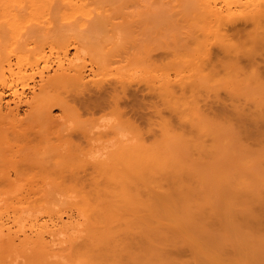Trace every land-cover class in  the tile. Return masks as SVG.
I'll return each instance as SVG.
<instances>
[{
  "label": "rangeland",
  "instance_id": "rangeland-1",
  "mask_svg": "<svg viewBox=\"0 0 264 264\" xmlns=\"http://www.w3.org/2000/svg\"><path fill=\"white\" fill-rule=\"evenodd\" d=\"M81 2L83 4H86L83 5L81 3L82 6H85L83 7L84 11L89 13L88 14L89 16H87L88 19H82L84 17H82L80 14L77 13L76 15H74V17L69 19L70 22L67 21L68 23L73 24L70 25L65 20H63L65 19L64 16L66 13V8L65 9L63 8L64 9L63 13L61 10H59V8H55L54 10H52V12H49L50 14L48 13V15H46L48 18L45 17L44 20L49 19L48 22H53V24L60 26L61 24L62 25L65 24L66 25L65 28H67L69 25L68 27L69 29L67 28L68 30H66L63 28L64 26L63 27L61 26L62 30L60 31L58 30L57 33L56 32L57 29L54 30L55 28L53 26V30H51V34L54 33V35L56 36L51 35L50 33H48L47 36V37L50 36L49 41H53L51 43L48 42L47 39L41 41L40 38L37 41H34L38 36H40L39 34L41 33H37L38 36H35L36 34H34L33 38L32 36L31 38H29V44H30V40L36 37L33 40L34 43L31 41L32 44L28 45L30 47L26 48V52L31 48V50L27 52L28 54L26 53V56L31 57L32 62L37 57H39L40 55L42 56L43 54V57L48 59V61L51 62V65L55 67V63L57 60L55 58H57V55H59L58 53L61 52L63 48L67 47L66 49H68L69 58L77 55V58L74 60V63L76 62L77 65L80 64L81 66H84V71L86 73L85 82L87 81L89 82L87 83L88 85L86 84L87 88L84 90L80 89L81 87L76 88V86H70L67 89L68 92H64L66 94L63 93L65 89L62 91V93L61 92L55 93L54 96L56 97L59 96L58 97L59 101L61 99V101L63 102L67 98L65 100L68 105L66 106L68 107L67 111H64V109H66L65 107L63 109V107H60L58 104L56 105V103H58L56 101V103H51L52 109L49 106L51 109V116L53 117L52 121L50 122L53 123L49 122L50 123L49 124L46 123L48 121L45 122V120H41L45 122V123L43 122L42 124L39 122L40 121L39 119L37 120V122H35L38 124V125L36 124L37 126L33 124L35 125V128L39 126L41 130V132L38 133V136H40L41 134V137H38V139L40 138V141L33 145H28L26 143L25 144L28 145V151H32V153H30L31 155L30 156L28 155L31 158L30 159L28 157L30 160L35 159L36 156L38 157V158L36 157L37 160L41 159L39 157H43L42 161L39 160L41 162L39 161L37 162L38 165L35 162L37 161L36 159L34 162H30L29 160H27L28 158L26 160L29 161V163H27L26 161L24 163L18 162L17 164L16 160L18 159L17 161H19V159L23 158V156L22 158H19L22 155L20 152H19L20 153L19 156L18 153H14V152H18V151H14L17 144L11 141L13 145L11 146V143L9 142L8 145L9 144L10 145L8 146L6 145V142L3 141L5 143L4 145L3 142L1 141L4 147L9 148V150L7 149L9 153L12 147L13 151L12 150L11 151L14 153V155L17 154L18 156L17 158L15 157L13 159L11 158L12 160L10 159L11 161L15 159L14 161L16 163L15 162L14 163L17 164L15 165L13 164V162L11 163V161L10 162L8 161L9 156L5 152L7 151L6 148L2 146L0 147V152L5 153L8 158L6 160L5 158L6 155L4 156V154H1L2 157H4L3 160H6V163L3 162V160L0 158V177L2 178L5 177L6 181L5 179H3L4 181L3 182L2 179H0L1 181L0 194L3 193L0 195V200L1 198H4V200L8 198L7 200L11 202L10 203L7 200L4 201L3 199H2L3 201L0 202V204H2L0 205V212L2 214L4 213V215L2 216V221L6 223L7 227L8 226L12 227L11 228L12 232L16 231L15 229L17 228L16 227L17 225L13 224L12 220H14L15 217L18 220L19 218L17 217L19 216V214H21L22 210L24 215L23 214L20 215L21 218L20 220L21 221L23 220V222H21L20 220H18V222L20 221L22 225H26L27 227V228L25 227L26 230L29 229L28 226H30V221H29L30 219L31 221L38 220L39 223L46 222V220L48 221L49 217L52 216L53 214L52 212L53 210H51L52 208L50 209V212H48V210L46 209H49L48 208L49 206L47 208H45L44 206L45 210L43 211L44 209L43 205L40 204L42 202L39 203L37 202V200L39 201V199H43L42 196L44 194L49 195L50 191H52L51 189H53L54 187V184L60 182L61 185L72 186L75 184V181L72 180V176L69 179V176L71 175L69 171H67L68 173H65L67 175L69 174L68 176L65 175V177L67 176L66 178L68 180L64 179V175L62 174L61 175L63 177H61V179L60 178L58 179L60 174L57 175L56 169L52 166V163L54 161L52 162L51 159H47V158L45 159V157L47 156L51 158L50 157L51 155L54 156V154L60 153L62 154L60 158H62V156L64 157L67 153L71 154L73 150L75 152V153L73 152V157L76 156L77 154H80V152L81 154H83V156L85 155L86 157H88L90 153L89 151L92 150L91 146L92 145L94 146L95 144L91 142L92 141L91 134L88 135L90 132L86 134L87 131L90 130L103 131L106 129L107 126L104 128L105 125L101 126L102 124H99L101 122L99 121L98 118L101 115L116 116L119 118L118 126L122 131L121 133L126 132L129 133L130 135L135 134L134 136L141 134L140 136L138 135V137L143 138V140L145 139L144 142L147 141L146 145L149 147H155L162 141L163 139L162 131L164 132L165 129L167 131L166 133H168V136H171L175 141L172 145L171 151L173 150L174 152L177 153V155L179 154L177 157L179 158L181 157L180 158L181 161H185V162L190 161L191 165L195 164L194 166H198L199 168L206 166L205 169L203 168L204 172L206 169H210L208 168V166L209 165L211 166L212 160L216 159L213 156L215 152V151L213 152V149L216 150V148L218 147L217 145L219 144L223 145L222 147L224 148V150L221 147L222 153L220 151L221 155L223 154L222 160L220 161L221 159L220 156L218 161L219 163L216 162V165L215 163H212L213 165L212 167H214L213 171L216 173L214 177L215 178L218 177V179L216 178L217 181H219L220 179V183H217L220 186L217 185L216 187H219V189L224 188L226 189V191H228L229 189L227 190V188H230L232 186V188H230L229 190L231 191L232 197H229L231 196L230 192L227 193L226 191H221V193L225 192L226 195L229 194L227 196V199L229 197L228 200L227 199L225 200V197L222 196L220 198L222 200L224 199L223 201H225L223 207L222 205H220L217 199L220 201L219 195H225V194L224 193L219 194L218 192H215L216 187H214L215 188L214 192L217 193V195H212L214 193L213 191L212 194L209 193L210 191L207 190L209 187L207 189L201 187V189L204 188L205 190L203 189L202 190L203 192H201V190L199 189L200 192L198 191L197 195H201V196H200V200H197V198L199 199V197H197L195 191H197L198 188H200V186H198L200 184L197 183L200 182L205 177H207L206 173L204 174V176H201L202 178L198 176V173L194 177L193 175H190V177L189 175H187L188 177H186L185 174L186 179L184 178V180H186V182L188 183L187 185L190 187L191 190L190 191L187 188L189 190L188 195L192 196V199H190V197L187 199H190V202L191 200H195V202H197L198 205H196L195 203L194 205L193 204L194 201H192L191 202L193 204L192 207L191 206L192 204L191 203L189 204L188 202L190 208L187 207L188 209H184L185 208L184 206L187 204L185 203L184 206L183 204H181L183 203L182 200L180 199L183 198L182 195H179L180 198L178 197L181 200V203H179L180 201L178 198H176L177 199L176 200L175 198L173 199V197L172 199L174 201L176 200L177 202H174L172 200L173 202L170 203L171 199H169V196L167 197V194H165L166 198L164 196L158 198L159 199L162 198L161 200L163 201L165 199L170 201L168 203L165 200L166 202H164L163 205L164 206L166 205L168 207L166 206L163 208L161 207L162 208L161 209L160 206H158V201L160 200L159 199L157 200L156 198L157 204L155 201L154 203L157 206L156 205L154 206L156 207V209L158 207L160 208V210H158L159 208L157 209V213L158 211L161 210L164 211L166 210L167 212L165 211L166 212L165 213L161 211L160 212L161 214L160 213L158 214L159 217L157 214H154L155 216L157 215L155 217L154 215H152V212H150V214L152 215V217H154V219L151 217L150 214L148 217V215H146L148 214V212H145V214L141 213L139 215V218H141L140 216L143 217L142 220L147 218L146 220H149V222H151L150 226L155 230V232H157L156 231L157 229L158 230L157 233H159L160 237L161 236H162L161 238L165 237L162 241L160 237L157 235V233H155L156 237H153L154 230L153 232L151 231L149 232V230L146 229V231L148 230L149 233H153V235L151 234L152 236L149 235L151 239L147 237L148 240L147 239L146 240L150 242L152 241V239L155 238L157 243L161 242L160 244L163 245L158 247L157 245L159 244H157L156 242L155 244L154 243L155 239H154L152 242L154 243L155 246H157L155 248L156 249L160 248L159 249L160 251L163 249L165 250L161 252L159 251L160 253H157L155 252L157 250L154 247H152L155 249L154 251L155 253L152 251V255H151V253L148 252L153 250L152 248L151 249L148 248L151 243L147 242L148 243L147 244L146 241H143V244H141L142 238H140V235L138 237L140 238L139 240L137 239V237H135V235L139 234L138 232L144 234L148 233L145 231V227H146L145 224L143 225L145 221H142L140 219L141 220V221L139 220L140 230L139 228H137V230H139L138 232L136 230L133 231V240H134V242H132L133 245L131 243V246H129L125 250V252L120 255L122 259L118 258L121 260V261L118 260L119 264L124 261L125 262L123 264H128V263L135 264L137 260H138V264L142 262L144 263V261L147 262L144 264H159V263L164 264L165 262L163 263L160 260V258H163L162 254L165 257V260L166 261L168 260V262H170L171 264H184V263L185 264H216V262L217 264L218 263L250 264V261L251 264L252 263L258 264L257 262H259V264L264 263L263 262L264 255L261 256L259 254L260 253L259 249H261V251H264L262 249L264 248V44L254 42L257 37L256 34H259L260 30H258L259 33L257 31L256 33L255 28L259 24L254 23L257 26L253 24V22H255L256 19L259 18L260 20L259 17L260 14L255 16L258 18H253L254 16L252 17V20L255 19L254 21L246 19L248 17L250 18L251 17L250 15L245 19H243L244 17L242 16L248 15V14L245 15V12H243V10L241 9L242 5H244V3L247 2L246 0H82ZM207 8L209 10L211 8L212 10L216 8L214 10L222 11L223 14L221 13L220 20H217L216 18L214 19L212 16H209L207 14L208 11L206 12ZM240 10L242 12H240ZM22 13H24V11L19 14ZM1 14H0V28L2 29V25H4V23L6 24L7 22H5L6 21L5 15L1 17L2 16ZM229 15H232L230 16L231 19L229 18ZM28 16L29 14H27L26 12L21 16L23 17L22 19L24 22H26L30 18ZM224 17H226L225 18L226 21L224 20L225 23L222 24L224 22L223 21ZM219 21L222 22L220 23ZM262 22L263 20L260 23ZM217 24L220 26V28H222L221 26L223 25L224 27L221 30H218ZM215 29L219 31L220 36L221 35L224 36V34H221L224 31L223 33H225L227 39H229V42H231V44H229L227 40L224 41L227 42L229 45H232L230 46V48L234 47L235 48L234 51L231 48L230 52L229 51L227 52L226 47H225L226 51L224 50V46H223L224 42L222 40L226 39V36H224V38L222 37V39L221 38L219 39L222 41V42L219 41L220 44L222 43V45H220L219 42L215 40L217 39L215 35L218 34V32L215 33L216 32ZM69 30H71V32ZM213 32L215 33V35ZM252 37H254V39ZM41 38L44 39L46 38V36L44 37L42 35ZM224 45H226V43H224ZM43 57H39L40 66L43 65L42 62ZM120 77L122 80H125L123 87L116 84V82H118L117 80L121 81ZM36 79L38 80L37 77ZM182 82L185 83L182 84ZM30 84L31 86L33 85L31 82ZM75 90L76 92H73ZM65 96L66 98H64ZM10 97L11 96L9 95V93L5 91L4 100L10 103L12 99ZM196 105L198 106V108L195 107ZM192 106L195 107V108L193 107L194 113L196 110H198L197 113L201 112L199 115H201V119H203L204 123H206L205 126L202 122L203 130L205 128L204 132H202L201 130H200L201 132L197 131L198 124L196 123L198 122L197 120L200 118V116L198 117L197 120L193 119L196 117L194 116L192 117L191 115L193 113ZM21 107L22 109L20 110V118H24V114L26 112L27 107L24 105ZM181 115L187 116L190 119L186 118L188 121L184 120L185 117H182ZM201 119H199V121H202ZM96 123H98L99 126ZM93 125L98 126V128L100 129H97L96 126L93 127ZM208 126H213L214 128L218 127L219 129L218 128L215 129L221 131V133L217 132V134H219L220 141L218 138L216 139V142L218 143L220 142L219 144L215 145V143L213 142L214 140L211 139L213 134H211L210 131L211 129L209 130ZM206 130L209 131L206 132ZM44 132H46V134ZM30 133H32V135L35 136V134L37 133L36 129L34 128L30 129ZM42 133L45 134L44 137H42L43 136ZM220 135H222V137ZM130 137H132V135ZM35 138L37 139V137ZM2 139L4 138L2 137ZM65 139H67L68 141H65ZM31 141H36V140L33 139ZM198 141L200 144L204 145L201 146L199 144L202 148L206 147L205 149H207L206 150L207 153H211L210 155L207 156L202 155V152H199V150H197L198 147H196L195 143H198ZM202 141L203 143H201ZM97 142L99 141H96L95 143ZM19 146L17 148H19ZM2 148L4 149V151L2 150ZM25 149L27 148L24 146L23 149L24 151L22 152H27V150ZM217 151L219 150L217 149ZM13 153H10L11 157L14 156L12 155ZM81 154L80 156L78 155L79 156L78 160L75 159L76 157L74 158L75 161L77 160L75 162L76 166L73 164L74 160L70 161V159H68V164L72 165L71 168L73 167V169L74 168L80 169V167L78 166L82 167L80 169L82 172L80 170L78 172L80 176L76 175L75 177L76 178L78 177L80 179L82 178L81 179L82 184L87 185L91 183V180L97 177V173L94 172L95 170L93 168L91 169L92 166L91 165L89 166V164H87V161H85L86 159L85 156L83 157ZM215 154H218V152ZM23 155L25 156V154ZM186 155H187V159L185 157ZM209 157H211L212 160H209L210 159ZM246 157L249 158V161L245 163L244 160ZM24 158L22 160H25ZM86 160H88V158ZM84 162H86L88 168L86 167ZM33 163H35L36 165ZM62 163L63 160L60 161L61 165H63ZM82 164L85 166L86 169L83 168L84 166H82ZM244 165H246V168ZM241 167L242 168L244 167L245 169L244 170L240 169ZM71 168L69 167L67 169L70 170ZM77 169H75L76 172L78 171ZM241 170L245 171V173L243 172L242 174ZM207 171L208 170H206V172ZM210 171H208V175ZM6 172L9 174V177H7L8 174ZM199 173L200 175H202L201 174L202 172ZM245 175H248L247 178L250 179L252 178L253 180L252 183L254 184L253 186L251 185L249 187H252L253 189L252 188L248 189V185L250 181L248 182V179H246L247 181L245 180ZM7 179H10L11 181L9 183L11 184L10 186L8 185L9 181L7 182ZM62 179H64V182ZM206 179L208 180L210 178L207 177ZM207 180H206V184L209 183L211 185L212 183V187H213L214 179L212 180L211 178L209 182H207ZM222 180L234 182V184L233 183H231L232 185L227 184L230 187H226L222 185L223 183ZM145 181L147 182V180ZM150 181H148L147 183H151ZM192 181L196 184H194ZM236 181H238L239 183L238 185ZM242 181L244 184L240 183ZM138 183H140V181ZM226 183L224 184L226 185ZM47 185L49 186V188L46 187ZM240 185L245 187H239ZM36 186H41V187L36 188ZM221 186H223V188ZM237 187L239 189L241 188L240 191H238L239 189ZM35 188L37 189V191L41 189L42 194L41 193L40 194L42 196L38 195L39 191L37 193H33V191L36 190ZM46 188L48 189V193ZM244 188L245 190L247 188L248 191L247 190L245 191ZM234 189H236L238 193H236L237 191ZM193 190L195 193L193 192L191 194ZM241 191L244 192V194ZM31 192L33 194H30ZM186 192L187 190L185 191V193ZM207 192L209 193V195ZM249 192L251 193L257 192V194L259 195L258 199L256 198L257 200L252 201L249 204L250 206L247 205L249 202L247 203L248 200L246 197H249V200L251 201V198L253 199V195L251 196ZM155 193L156 192H153V197L159 196L157 195V193L156 194ZM241 193L243 196H245L247 200L246 202L243 197L241 198L244 201L242 200L239 201L238 197H240ZM36 194L38 197L36 196ZM154 194L157 196H155ZM234 194L235 195L237 194V196H235ZM247 194L249 196H246ZM33 195H35L34 198ZM47 195L44 196V199L46 201L47 199H49L48 203L49 202L51 203L50 201L51 197L50 196L48 197ZM177 196L178 195L175 194L174 197ZM25 197L27 199L28 197H30V199H28L27 201ZM214 197H216L215 198L216 200L213 199L212 201L211 199ZM230 198H233L231 199L233 201V202L231 201L233 205L231 204V206L229 207L228 201L230 200ZM18 199L21 200V201L19 200L21 203L17 201ZM236 199L238 200V207L236 206L237 205ZM33 201L35 203L34 206H36V203L38 206L36 207L30 206V203H32L33 205ZM216 201L220 205L219 207L221 209L217 208L218 204L214 206V204H216ZM16 202L18 204L17 206L16 204H13ZM160 202L162 204V201ZM6 203L13 204L12 205L13 207L9 204L7 205ZM165 203H167L168 205ZM173 203H175V205ZM177 203H179L180 205H177ZM239 203L242 205V207L240 206ZM244 203L245 206H243ZM20 204H23L24 206L23 205L21 206ZM26 204L27 206L29 205L28 208ZM171 205H173L172 206L173 208L171 207ZM181 205L184 208L180 207ZM3 206L5 207V209ZM18 206L23 207V209L21 208L22 210L20 209L19 211ZM61 206H59L61 207V209L59 210H62L61 213L64 212V214L66 213L68 215L71 214L73 217L75 216L74 213H71L72 211H70L69 208L65 210L64 208L66 207L65 204L64 205L62 204ZM175 206H179V209L181 208V210L176 212L175 208L178 207ZM198 206L201 207L202 209L198 208ZM246 206H248V209ZM24 207L27 209H25ZM30 207H32V209ZM37 208L38 209L42 208L40 209L41 212L40 210L38 211ZM17 209L18 211H15ZM195 209L196 211H194ZM29 210H31L32 212ZM35 210H36V214H35ZM171 210L173 211L174 214H172ZM189 210H191V213L189 212ZM192 210L194 213L192 212ZM24 211L25 212L27 211L26 212L27 214ZM181 211H183V213L185 214L183 215ZM187 211L188 214L186 215ZM203 211H206L208 213L205 212L203 213ZM180 212H181V216H180ZM198 212L201 216L198 214ZM169 213L172 215V216L170 215V217H172L173 219H170V217L168 216ZM219 213L222 216L219 215ZM30 214L31 216H33V218L30 216ZM66 214L64 216L65 219H66ZM202 214L204 216L206 214V216L204 217ZM209 214L211 215V217H209ZM47 215L50 216L48 217ZM164 215L169 217L168 220L166 219V217L162 218V216L164 217ZM173 215L177 216V218L179 217L178 220L176 219V217L174 218ZM197 215H199V218ZM21 216L23 217L26 216L25 219L29 217V219H27L29 223ZM193 217H195L194 220ZM200 217L202 218L200 219ZM160 219L162 221H160ZM183 219L185 220L189 219L193 221L188 220L189 222L188 224V222L183 221ZM195 219L196 220L198 219L197 221V223L199 222L198 224L195 223L196 222ZM223 219H225V222L221 224L224 221ZM17 220H14V223H16ZM156 220L162 222L161 225ZM164 220L166 223L167 221L171 220L174 225H176L174 221L176 222L181 221V222L180 225L177 223V225L179 226L177 227L174 226L170 221L173 227H176L175 230L177 231L175 232L172 225L169 222L166 224ZM141 222L143 223L141 224ZM156 222L159 223V225L156 224ZM184 223L185 225H183ZM118 225L119 224H117V226ZM191 225L193 226V228L191 227ZM150 226L148 227L151 228ZM221 226L222 227L224 226L223 229ZM118 227H119L118 229H125L124 225H123L124 228L123 227L121 228V226ZM158 227L161 228L159 229ZM170 227L172 230H174L173 233L176 234L171 233L172 230L168 229ZM225 227L228 228L225 229ZM194 228L196 229L198 228V229L196 230ZM191 229H193L192 230L193 232L191 231ZM207 229L208 232L206 231ZM233 229L234 230L236 229L235 230L236 232ZM240 229L241 232L239 231L238 233L237 230ZM160 230L165 232L164 233L160 232ZM135 231L137 233L134 234ZM167 231L170 233L168 234ZM196 233L198 236L197 238H196ZM207 233H209L208 236L211 235L210 237H212L213 235V237L216 238L211 239L210 237L205 236L207 235ZM144 234L142 236L143 238L145 237ZM198 234H200V236ZM202 236H204L205 238L203 237L204 238L203 239ZM134 237L136 239H134ZM157 238H159L160 241H158ZM189 238L190 240H193L194 238L195 243H193L194 240L192 242L189 240ZM219 238L223 242L220 241ZM166 239H168L167 246L165 242ZM213 239H215L214 242H216V244L213 242ZM217 239L219 240V242ZM205 240L207 241L205 242ZM170 241L172 242V244H170L171 243ZM211 241L213 243H210ZM217 242L219 244H217ZM221 242L222 245L220 246L221 248H219ZM207 244L209 245L212 244L210 245V247L211 246L212 247L211 248L208 247L209 245ZM197 245L200 246V248L197 247ZM214 247H216V249H214ZM141 249L143 250L141 251ZM208 249L210 250L212 249L210 252L212 251L213 252L212 253L208 252L207 251ZM256 250H258L259 256L256 255L257 254ZM128 251L130 252L129 254H131L132 256L127 254ZM145 251H147L148 253L147 252L145 253ZM196 251L199 252V254ZM169 252L172 255L173 254L174 255L170 256ZM156 253L158 255H156L155 257L153 254ZM168 253L169 255L168 257H166ZM6 256L9 259L10 255H5L4 261L2 260L3 259L2 256L0 257V261L2 260L3 262H6L7 261ZM145 256H147V258ZM208 256L211 257L212 259L210 260ZM260 256L262 260H259ZM135 257L137 259L136 261H133ZM143 257L145 258L143 259ZM149 257L151 261L148 259ZM170 258H172V260ZM147 259L149 262L147 261ZM155 259L156 260L158 259V261L159 260L160 261L158 262ZM175 260L177 262H173ZM20 262L18 264H20Z\"/></svg>",
  "mask_w": 264,
  "mask_h": 264
},
{
  "label": "bare ground",
  "instance_id": "bare-ground-1",
  "mask_svg": "<svg viewBox=\"0 0 264 264\" xmlns=\"http://www.w3.org/2000/svg\"><path fill=\"white\" fill-rule=\"evenodd\" d=\"M74 1L75 0H25V1L24 0H0V14L2 13L1 14L2 16L1 17H3V15H5L6 21L5 20L4 21L7 22L6 24L4 23V25H2V29L0 28V138H1L0 139V147L1 146L4 147V145H5L4 142H6V145H8L9 142L11 143V141H13V143L15 142V144H17V146L15 148L16 150L14 149V151H18V152H14V153H18V156L21 153L22 155L19 158H22V156H23V158L25 157L24 158L25 160H22L23 159L22 158V159H19V161H17L18 160L17 159L16 160L17 164H18V162H21V163L23 162L24 163L27 160H29L30 162H34L35 159L37 160V158H38L37 156H36L37 158L35 157V159L30 160L31 158L29 156L31 155L30 153H32V151H28V145H33V144H35V143H37V142L40 141V138L38 139V137H41V134H40V136H38V133L41 132V130H40L39 126L35 128V125L37 124L35 122H37V120H39V119H40L39 122L42 123V124H43L44 121H41V120H45V122L48 121L46 123H49L50 121H52V118L53 117L51 116V109H52L51 103H56V101H57L58 103H56V105L58 104L60 107H63V109L65 107L66 109H64V111H67L68 107H66V106H68V105H67V102L65 101L67 99L66 96L64 97L66 99L62 102L61 99L59 101V98H58L59 97L58 96L59 94L57 95L58 97L54 96L55 93H57V92H61L62 93V91L64 89L67 90L70 86H76V88L81 87L80 89H83V90L87 88V85H88L87 83L89 81L85 82L86 81L85 80V78H86L85 74L86 73L84 71V66H81L78 63L80 65L79 66V65L76 64V62L74 63V60L77 58V55L69 58V56H68L69 55V52H68V49H66L67 47L66 48H63V49L61 48L62 50H61V52L58 53L59 55L56 54L57 55V58L54 57L55 59H57L56 60V63H55V67H53L51 65V62H49L48 59H46L45 57H43V54L42 53H41L42 56L41 55L39 56V57H43V60H42L43 65L42 66L39 65V59H40L39 57H37L38 59L36 58L32 62L31 61L32 60L31 57H27L26 56V53L29 50H31V48H30L26 52V48L27 47H30L28 45L32 44L31 41L33 42V40L36 37L34 39L30 40V44H29V38H31V36L33 38V35L34 34H36L35 36H38L37 33H41V34H39L40 36H38L34 41H37L40 38L41 41L47 39V41L51 43L53 41H49L50 40V36L49 37H47V36H48V33L51 34V30H53V26L55 28L54 30L57 29L56 30L57 33H58V30L59 31L62 30V27L63 26H64L63 27L64 29H66V30L69 29L68 28L69 25H68V27H67L68 29H67V28H65L66 27L65 24L64 25L61 24V26H62L61 27L60 25L53 24V22H48L49 19L48 20L47 19L44 20L45 17H47L46 15H48L49 12H52V10H54L55 8H59V10H61L62 13H63L64 9L66 8V13H65V16H64L65 19H63L66 22L67 21L70 22L69 19H71L72 17H74V15H76L77 13L80 14L82 17H84L82 19H88L87 16H89L88 15L89 13H87L86 11H84V8L83 7H85V6H82V4H83L81 2L82 0H76L75 2ZM246 1L247 2H245L244 5H242V8L241 9L243 10V12H245V15L246 14H248V15L247 16H242V17H244L243 19H245L246 17H248L250 15L251 17L250 18L248 17L249 19L248 18H246V19L247 20H252V17L253 16H254L253 18H258V17H255V16L260 14L259 17H260V20L261 21L263 20L262 23H260L261 21L259 20V18L256 19V20L255 19L252 20V21L255 20V22H253V24L254 23L259 24L258 26L256 24H254V25L257 26L255 28L256 29L255 32L257 31L259 33L258 30H260V33L259 34H256L257 37H256L255 41L254 40L253 41L255 43H263L264 44V27H263L264 26V0H258V1L257 0H250V1L246 0ZM83 5H86V4H83ZM208 8L206 10V12L208 11L207 14L209 16H212L214 19L216 18L217 20H220L222 11H220V10H214L216 8H214L213 10L211 8L209 10ZM226 8H228V7H226ZM224 9H225V7H224ZM23 11H24V13L26 12L27 14H29L28 17H30L26 22H24L23 19H22L23 17H21L24 13L19 14V13H21ZM240 12H242V11L240 10ZM43 16H44V18H43ZM230 16H232V15H229V18H230ZM41 18H43V19H41ZM225 18L226 17H224L223 21L225 20ZM225 21L222 24H224ZM219 22L221 23L222 21H219ZM230 22H231V20H230ZM220 23H219V25H220ZM68 24H70V23H68ZM226 24H227V22H226ZM55 25H56V27H55ZM213 25H214V23H213ZM219 25H218V30H221L224 27V25L221 26L222 28H220ZM261 25H263V26H261ZM218 30L215 29L216 32L214 31L215 33L218 32V34H217L218 36L215 35V33L213 32L214 35L217 38V39H215V40H217V42L221 41V40H219L220 38L222 39V37L224 38V36H226L225 33H223L224 31L221 33V34H224V36L223 35L220 36V33H219ZM69 31L71 32V30H69ZM255 32H254V34H255ZM42 35L44 37L46 36V38H44V39L41 38ZM51 35H54V33L51 34ZM214 35H212V36H214ZM256 35H253V36H256ZM54 36H56V35H54ZM252 38L254 39V37H252ZM224 40H227L229 42V39H227V36H226V39H223L222 41L224 43H226V45H224V43H223L224 50L227 48L226 49L227 52L228 51L230 52V49L232 48V47L230 48V46H232V45H229V44H231V42H229V44H228ZM219 44H220V42H219ZM220 45H222V43ZM228 45H229V47H228ZM232 49L234 51L235 48L233 47ZM13 60H14V62H13ZM51 72H53V73H51ZM36 77L38 78V80L36 79ZM120 80L121 81L117 80L118 82H116V84H118L119 86L123 87L125 80H122L121 77H120ZM30 82L33 84L32 86H31ZM183 83H185V82H182V84ZM82 86H84L85 88L82 87ZM65 90L63 91V93L64 92H68V90L67 91H65ZM5 91L8 92L9 95L11 96L10 98H12L11 101H10V103L9 102H6L4 100V93H5ZM71 91H72V89H71ZM73 92H76V90L73 91ZM69 93H71V92H69ZM64 94H66V93H64ZM64 94H62V95H64ZM61 97H63V96H61ZM67 97H68V95H67ZM23 105L26 106L27 109H26V112L24 114V118H20V110L22 109L21 106H23ZM49 106L51 107V109H50ZM52 106H53V104H52ZM193 107L194 106H192V112H193ZM195 107L198 108L197 105ZM197 111L198 110H196L195 113L193 112L191 114L192 117L193 116L196 117V118H193L195 120H197L199 116H200L199 119H201V115H199L201 112H198L197 113ZM181 116L182 117H185L184 120H187L186 118H188L187 116H183V115H181ZM188 119H190V118H188ZM199 119L197 120L198 122L196 123V124H198L197 126L199 128V129L197 128V131H200L201 130L202 132H204L205 128L203 130V124L206 126V123H204L203 119H201L202 121H199ZM202 122H203V124H202ZM50 123H53V122H50ZM33 124H35V125H33ZM96 124L99 126V124H101V123H99V124L96 123ZM94 126H96V125H93V127ZM98 126H96L97 129H100V128H98ZM101 126H103V124ZM105 127L106 126H104V128ZM33 128L36 129L37 136H36V134L34 136V135H32V133H30V129H33ZM38 128H39V131H38ZM215 128H218V127H215ZM215 128L213 126H208V129L209 130L211 129L210 130L211 131V134H213L212 135L213 138L211 137V139L214 140L213 142L216 145V144H219L220 143V142L219 143L216 142V139L219 138V134H217V132L221 133V131L218 130L219 128L218 129H215ZM101 130H103V129H101ZM209 130H206V132H208ZM84 131H86V130H84ZM31 132H32V130H31ZM121 132L122 131L120 130L119 126L116 125V124L111 125L109 127L107 126L106 129L103 130V131H100V130L99 131H96V130L95 131H92V130H90V131H87V133L85 132L86 134L89 133L88 135L91 134V140L92 141L91 140L90 141L92 143H94V144H96L95 143L96 141H103L105 144H109V143H113L114 144L113 150L109 152V155H108V159L107 160L98 161V162L93 163L89 159L86 160L88 157H86L84 155L85 158H86L85 161H87V164H89V166L91 165L92 166L91 169L93 168L95 170L94 172L97 173V177L94 178L93 180H91V183H89L87 185L86 184H82V182H81V179L82 178L80 179L78 177L77 178L75 177L76 175H79L78 172H79V170L82 167L81 166H78V167H80V169H77V168H74L73 169V167L71 168L72 165L68 164V159H70V161H72L76 157L75 159L78 160V157L80 156L81 152H80V154H77L74 157H73L74 150H73V152L71 150V152H72L71 154L72 155L69 154V153H67V154L64 153L66 155L64 157L62 156V158H60L61 155H62L60 153L59 154L58 153L57 154H54V156L51 155L50 156L51 158H49L47 156L46 157L44 156L45 159L47 158V159H51L52 162L54 161L53 163L52 162L51 163H52V166L56 169L57 175L60 174L59 177L57 176L58 179L59 178L61 179V177H63L62 175H64V179H67L66 177L69 174L67 175L65 173H68L67 171H69V173L71 174L69 176V179L72 176V180L75 181V184L73 183L74 185H72V186L70 184H69L70 186H65V185H61L60 182H59L57 184H54L53 189H51L52 191H50V189H49V191H50L49 195L44 194L43 196L41 195L42 194L41 189L38 190L39 192L36 189L37 187H41V186H36V188H35L36 190H34L33 193H37L38 192V195H41L43 199H44V196H46V195L48 197L49 196L51 197V200H50L51 203L50 202L48 203L49 199H47V201L45 199L44 200L43 199H39V201L37 200V202H39V203L42 202L40 204L43 205V208H44V206H45V208H47L49 206L48 207L49 209H46V210H48V212H50V209L52 208L51 210H53L52 211L53 214H52V216L49 215L50 217L47 215L49 217V220L48 221L46 220V222H43V223H39L38 220H34V221L32 220L31 221V219H30L29 220L30 221V226H28L29 229H27V230L25 229L26 225H22L21 224V222H23V220L22 221L20 220L21 219L20 218V215L23 214V210H22L23 207H19L18 206L19 211L22 208L21 209L22 210L21 214H19V216L17 217V218H19L18 220L21 221V222L19 221L20 224H19L18 220L16 219V217H15L14 220H17L16 223H18L19 225L16 224V223H14V220H12L13 221V224L17 225L16 226L17 228L15 229L16 231H13V232L11 231V228L12 227H9V226L7 227L6 226V223L4 221H2V216L4 215V213L2 214L0 212V257L2 256L3 257L2 260L4 261V256L5 255H10V257L8 256L9 259L6 256V259H7L8 262L7 261L6 262H3L1 260L2 262L0 261V264H16V263L18 264L20 261H21L20 264H119L118 263V260H120V259H118V258H121L122 259V257H120V255L122 253H124L125 250L129 246H131V243L132 242H134V240H133V231L136 230L138 232L140 230V222H139V220L140 219L142 220L143 217L140 216L141 218H139V215L141 213H144L145 214V212H148V214H146V215H148V217H149L150 212H152V215H154V214H157L158 215L161 211H163V212L166 211V210L165 211L164 210H161V211H158V213H157V209L159 207L156 209V207L154 206V205L157 204L156 198H157V200L159 199L158 197H162V196H164L166 198V195L165 194H167V197L169 196V199H171V201L169 200L170 203H171V202L174 201L173 200L174 198L176 199V198L179 197V195H182L184 199L183 198H180V197L179 198L182 200L183 203H181V200L179 198L178 199L180 201L179 203L183 204V206L185 205V203L188 205V202L190 204L192 201H194L193 204L195 203L196 205H198L197 202H195V200H191V202H190V199H192V196L191 195H188L189 194L188 191L190 190V187L187 185L188 183L186 182V180H184L185 174H186V177H188L187 175H189V177H190V175H193V177H194L198 173V176L201 177V176H204V174L206 173V176L208 178H210V179L212 178V180L214 179V181H213V183H214L213 184V187H212V183H211L212 181L210 182L211 185L209 183H207L208 184V186H207V184H206V180H207L206 178L207 177H205L204 179H202L204 181V183L200 179L201 181L197 183V184H200V185H198V186H200V188L197 187L198 190L195 191L196 192V195L198 194L199 189L201 190V192H203L202 190L204 188L207 189L208 187L209 188L207 190L210 191L209 193L212 194L214 192V190H215L214 187H216L217 185H219L217 183H220V179H219V181H217L218 177H216L217 179L214 177L216 175V173L213 171V168L214 167H212L213 166L212 163H215V165H216V162L219 161V157L220 156H221L220 161L222 160L223 154L221 155V153H222L221 147L223 145H220L219 144V145H217L219 148L217 147L216 150L213 149V152L215 151L214 154H213V156L216 159L215 160L214 159L212 160L211 157H209L210 158L209 160H212V162H211V166L208 164L210 166V167L208 166V168H210V169H206V170H208V171L211 170L213 172L210 171V173L208 175V171L207 172H206V170H205V172L203 171V168L205 169L206 166L205 167H201L200 166L202 168V170H201V168H199L198 166H194L195 164L194 165H191V162L190 161L189 162L181 161V159H180L181 157L180 158L177 157L179 154L177 155L176 152H174L173 150L171 151L172 145H173V143L175 141H174V139L171 136H168V133H166L167 131L165 129H164V132L162 131V134H163L162 141L157 146H155V147H149V146H147L146 145L147 144L146 143L147 141L144 142L145 139L143 140V138L138 137L139 134L136 135V136H134L135 134L134 135L131 134L132 137H130L131 136L130 135L127 142L121 141L119 139V137H118V136H120V135L123 134ZM44 133L46 134V132H44ZM44 133H42L43 134L42 137L45 136ZM220 136L222 137V135H220ZM2 137L4 139H2ZM35 137H37V139ZM31 138L35 139L36 141H31V140H33ZM87 138H89V137H87ZM1 141L2 142L4 141L3 142L4 145L1 143ZM65 141H68V140L65 139ZM93 141H95V142H93ZM219 141H220V138H219ZM20 142H22V143H20ZM18 143H20V144H18ZM25 143L28 144V145H26ZM201 143H203V141ZM195 144H196V147H198L197 150H199V152H202V155H206L207 156V155H210L211 154V153H207V151H206L207 149H205L206 147H204V148L201 147V146H204V145L200 144L199 141H198V143H195ZM12 145L13 144L11 143V146ZM18 146H19V148H17ZM24 146L27 148V149H25V150H27V152H22V151H24L23 150L24 149ZM89 146H91V145H89ZM93 147L94 146L92 145L91 146L92 150H93ZM4 148H6V147H4ZM7 149L9 150L8 147L6 148V150ZM217 149L219 151H217ZM2 150L4 151L3 148H2ZM8 150L5 151V152L9 156L8 157L9 158V160H8L9 162L14 157L15 158L18 157L17 154L14 155V153L12 152L13 151L12 150V147H11V150L12 151L10 150V153H13L12 155H14V156L11 157L10 156L11 154L8 152ZM92 150H90V151H92ZM223 150H224V148H223ZM216 151L218 152V154H215V153H217ZM220 151H221V153H220ZM208 152H209V150H208ZM26 153H29V154H26ZM1 154H4V156L6 154L3 153V152H0V156H1L0 158L3 160L4 157H2ZM23 154H25V156ZM32 155H34V154H32ZM81 155L83 156V154H81ZM183 155H185V154H183ZM48 156H49V153H48ZM185 157L187 159V155ZM5 158H6V160L8 159L7 158V155L5 156ZM39 158H41L39 160L42 161V158L43 157H39ZM64 158H65V161H64ZM188 158H190V157H188ZM60 159L63 160V163H62L63 165L60 164V161H62ZM6 160H3V162L6 163ZM14 160L11 161V163L13 162V164H15L16 162ZM39 160H37L35 162L37 163ZM29 161H27V163H29ZM41 161H39V162H41ZM76 161L74 160V162H73L74 165H75V162ZM191 161H192V159H191ZM244 161H245V163L248 162L249 161V158L246 157ZM81 162H83V161H81ZM84 163H85V165L87 167L86 162H84ZM184 163H186V164H184ZM17 164H15V165H17ZM33 164H35V163H33ZM192 164H193V162H192ZM37 165H38V163H37ZM65 165L67 166V168L70 167L71 169L70 170L67 169ZM82 166H84V165L82 164ZM244 166L246 168V165H244ZM83 168L86 169L85 166ZM237 168H238V166H237ZM245 168L244 167L243 168L241 167L240 169H243L244 170ZM75 169H77L78 171L76 172ZM235 171H236V168H235ZM199 172H202L201 173L202 175H200ZM243 172L245 173V171H242V174H243ZM235 174H236V172H235ZM65 175H67V176L65 177ZM7 177H9V174L7 175ZM247 177H248V175H245V180L248 179V182L250 181V183H252V181H253L252 178L250 179V178H247ZM0 179H2V181H3V179H5V177H3V178L0 177ZM64 179H62L63 182H64ZM210 179H208L207 182H209ZM215 179H216L217 182L215 181ZM145 180H147V182L151 180L150 181L151 183H147ZM5 181H6V179H5ZM139 181H140V183H138ZM194 181H196V180H194ZM197 181H198V179H197ZM7 182H8V185L10 186L11 185V184H9L11 182L10 179H7ZM69 182H70V180H69ZM222 182H221L222 185L223 186H226V187H230L229 185H232L231 183L234 184V182H229V181H224V180H222ZM236 182H237V185H238L239 184L238 181H236ZM201 183H202V185H201ZM224 183H226V185ZM240 183L242 184L243 181L240 182ZM250 183H249V185L247 184L248 185V189L249 188H252V187H249V186H251V185L253 186V184H254V183H252V184H250ZM194 184H196V183H194ZM227 184H229V185H227ZM223 186H221V187L223 188ZM245 186H246V184H245ZM245 186L240 185L239 187H245ZM46 187L49 188L48 185ZM201 187H204V188L201 189ZM210 188H211V190H210ZM230 188H232V186ZM230 188H227V190L228 189L230 190ZM217 189H218V191H217ZM223 189H221V188L219 189V187H216L215 192H218L219 194H223L224 193L225 195H219L218 194L220 196L219 199L222 196V197H225V200H226L227 199V196L229 194L226 195L225 192H222L221 193V191H226V189H224V190ZM240 189L238 191H240ZM248 189L246 188L247 191H248ZM186 190H187V192L185 193ZM229 190L226 191V192L227 193L230 192V195H231V191H229ZM234 190H236V189H234ZM244 190H245V188H244ZM238 191L236 193H238ZM153 192H156L157 195H159V196L155 195L156 194L155 193L154 195L157 196V197H153ZM193 192H194V190L191 192V194ZM254 192H252V193L249 192L251 194V196L253 195V199L251 198V201L249 200V197H246L247 200H248L247 201L246 198H245V196L242 195V193L244 194V192L241 193L242 196L239 194L240 195V197H238L239 198V201L242 200L241 197H243L245 199V202L246 201H247V203L249 202L248 204L247 203L246 204L248 206H250L249 204L252 201L257 200L258 197H259V195L257 194V192L256 193H254ZM33 193L31 192L30 194H33ZM45 193H46V191H45ZM47 193H48V189H47ZM209 193H208V195H209ZM214 193L212 195H217V193H215V194ZM1 194H3V193H1ZM172 194L174 196H175V194L178 195V196L177 197H174ZM211 194H210V196H211ZM34 196L35 195H33V198H34ZM36 196H37V194H36ZM41 196H40V198H41ZM200 196L201 195H197V197H199V199L197 198V200H200ZM235 196H237V194ZM246 196H249V195L247 194ZM26 197H25V199L28 201V199H30V197H28V199ZM172 197H173V199H172ZM189 197H190V199H187ZM229 197H232V195L229 196ZM229 197H228V199H229ZM154 198H155V200H154ZM215 198L216 197H214L212 199L210 198V199L213 201V199L216 200ZM217 198H218V196H217ZM2 199L4 200V198H1L0 202L3 201ZM7 199H5V200H7ZM161 199H159V200L162 201V204H161L160 201H158V206H160V208L161 207L163 208V207L166 206V205L164 206L163 203L166 202V201L169 203V201L166 200V199H165L166 201L165 200L163 201ZM201 199H203V198H201ZM231 199H233V198H230V200L228 201L229 207L231 206V204L233 205V203H232L233 201ZM19 200L20 199H18L17 201L20 202L21 200L20 201ZM176 200L174 202H177ZM221 200L222 199H220V201H219L217 199V201L220 203V205L223 206V204H224L225 201H223L224 199L222 201ZM154 201L156 202V204L154 203ZM217 201H216V204H214V206L218 204ZM242 201H244V200H242ZM8 202H10V201H8ZM229 202H231V203H229ZM236 202H237L236 203L237 204L236 206L238 207V200L237 199H236ZM25 203H26V201H25ZM44 203H46V204H44ZM179 203H177V205H180ZM6 204L8 205L9 203H6ZM13 204H16V206L18 205L17 202L16 203H13ZM13 204H9V205L12 206ZM27 204H26V206H27ZM62 204L63 205L64 204L66 205V207H64L65 210L69 208L70 211H72L71 213H74L75 216L73 217L71 214L68 215V214L65 213L66 214V219H65L64 218V216H65L64 212L61 213L62 210H59V209H61V207H63V206H61ZM165 204H167V203H165ZM173 204L175 205V203H173ZM193 204L191 205L192 207H193ZM0 205H2V204H0ZM20 205L22 206L23 204H20ZM34 205H35L34 201H33V205H32V203H30V206H32V207ZM187 205L184 206L185 208L182 205L180 207H182L184 209L190 208L189 207L190 205H188V206ZM201 205H199V206H201ZM212 205H213V203H212ZM220 205L219 204L217 205L218 206L217 207L218 209H221L219 207ZM36 206H38L37 203H36ZM36 206H34V207H36ZM59 206H61V207H59ZM172 206L173 205H171V207ZM199 206H198V208L202 209ZM240 206L242 207L241 204H240ZM243 206H245V203H244ZM248 206H246L247 209H248ZM28 207H29V205L27 206V208ZM32 207H30V208L32 209ZM39 207H42V206H39ZM166 207H168V206H166ZM175 207H178V208H175L176 212L179 211V210H181V208L179 209V206H175ZM225 207H226V204H225ZM27 208H25V209H27ZM45 208L43 209V211L45 210ZM55 208H56V210H55ZM160 208L158 210H160ZM4 209H5V207H4ZM40 209H42V208H39V209L37 208L38 211ZM184 209H182V210H184ZM192 209H194V208H192ZM10 210H12V209H10ZM65 210H63V211H65ZM168 210H170V209H168ZM210 210H208V211H210ZM242 210H244V209H242ZM15 211H18V209L15 210ZM29 211H31V210H29ZM194 211H196V209ZM219 211H221V210H219ZM40 212H41V210H40ZM153 212H155V213H153ZM181 212L183 213V211H181ZM181 212H180V216H181ZM189 212L191 213V210H189ZM192 212H193V210H192ZM204 212L205 213H208L206 211H203V213ZM215 213H217V212H215ZM220 213H219V215H221ZM35 214H36V210H35ZM172 214H174L173 211H172ZM184 214L185 213H183V215ZM187 214H188V211H187L186 215ZM198 214H199V212H198ZM152 215H151V217H152ZM165 215H164V217L162 216V218H165L166 217V219L168 220V218L170 217L171 214L169 213V215H168L169 217H167ZM176 215H177V213H176ZM178 215H179V212H178ZM199 215H197L198 218H199ZM244 215H246V214H244ZM30 216H31V214H30ZM173 216H174V218L176 217V219L178 220L179 217L177 218V216H175V215H173ZM205 216H206V214H205ZM21 217H23V216H21ZM31 217L33 218V216H31ZM158 217H159V215H158ZM209 217H211L210 214H209ZM23 218L25 219L26 216H24ZM37 218H38V216H37ZM152 218L154 219V217H152ZM194 218L195 217H193V220H194ZM201 218L202 217H200V219ZM6 219H5V221H6ZM27 219H29V217ZM27 219H25V220L27 221ZM146 219L147 218H145L144 220H142V221H145V222L144 223L141 222V224L143 223V225L145 224V226L148 227V226L151 225V222H149V220H146ZM170 219H173V218L170 217ZM188 220L183 219V221H187V222H188ZM193 220H189V221H193ZM203 220H205V219H203ZM223 220L224 221L221 224H223L225 222V219H223ZM29 221H27V222L29 223ZM156 221H158V220H156ZM160 221H162V220L160 219ZM160 221H158V222L161 225L162 222H160ZM170 221H167V223L168 222L170 223ZM195 221H196L195 222L196 224L199 223V222L197 223L198 219L197 220L195 219ZM120 222H122V223H120ZM164 222H165V220H164ZM174 222H175L176 225H174L173 222H172V224L174 226L179 227L177 225V223L180 225V222L181 221L180 222L174 221ZM159 223L156 222V224H158V225H159ZM185 223L183 225H185ZM201 223H202V220H201ZM23 224H25V223H23ZM117 224H119L118 226H121V228L124 225L125 226V229H118L119 227L117 226ZM188 224H189V222H188ZM173 225H172V227H173ZM146 227H145V231H146V229H148L149 232L150 231L153 232L154 229L151 226H150L151 228H149V227L146 228ZM191 227L193 228L192 225H191ZM223 227H222V229H223ZM228 227H225V229H227ZM233 227H234V224H233ZM137 228H139V230H137ZM173 228L175 230L176 227H173ZM168 229H171V227L168 228ZM194 229H196V228H194ZM148 230L146 232H148ZM161 230H160V232H163ZM174 230L171 231L172 234H176V233H173ZM192 230L193 229H191V231ZM136 231L134 232V234L137 233ZM141 231H142V229H141ZM156 231L158 232L157 229H156ZM176 231L177 230H175V232ZM206 231L208 232V229ZM239 231L241 232V229L240 230H237L238 233H239ZM149 232L146 233V234L141 233V232H138L139 234L135 235V237H137L138 240L140 238H142L141 244H143V241H146V243L147 242L148 243H151L150 246L148 247L149 249H151L152 247L155 248L157 246L158 247L159 246H163L162 244H160L161 242L160 243H157L155 238H154L155 239L154 243L156 242L157 244H159L157 246H155L154 243L152 242L154 239H152V241H150V242L147 241L148 240L147 237H149V239H151L149 235H151V234L153 235V233L155 235V233H157V232H155V230H154L153 233H149ZM169 233L170 232H168V234ZM189 233H191V232H189ZM143 234H144V236L146 238L145 237L144 238L142 237ZM185 234H187V233H185ZM200 234H198V235L200 236ZM208 234L209 233H207V235H205V236H208ZM139 235H140V238H138ZM154 235H153V237H156V235L155 236ZM157 235L160 237L159 233H157ZM210 236H208V237H210ZM135 237H134V239H136ZM161 237H160V239L163 241V239L165 237H163V238H161ZM197 237L198 236H197V233H196V238ZM203 237L204 236H202V238ZM168 238H169V236H168ZM174 238H176V237H174ZM210 238L212 239V238H216V237H213V235H212V237H210ZM143 239H145V240H143ZM157 240L160 241L159 238H157ZM167 240L168 239H166V241H165L166 242V246H167ZM189 240H190V238H189ZM193 240H194V238H193ZM193 240H190V241L193 242ZM214 240L215 239H213V242H214ZM219 240L222 241L220 238H219ZM219 240H218V242H219ZM206 241L207 240H205V242ZM213 242L211 241L210 243H213ZM218 242H217V244H219ZM222 242L219 245V248H221L220 246L222 245ZM152 243H153V245H152ZM193 243H195V240H194ZM199 243H201V242H199ZM214 243L216 244V242H214ZM170 244H172V242ZM132 245H133V243H132ZM207 245H209V244H207ZM210 245H212V244H210ZM210 245L208 247H210ZM192 246H194V245H192ZM195 246H196V244H195ZM216 246H218V245H216ZM197 247L200 248V246H198V245H197ZM154 248H152L153 250L148 251V252L151 253V255H152V251L154 252L155 249H156V248L155 249ZM192 248H195V247H192ZM159 249L160 248L156 249L157 251H155V252L160 253L161 251L165 250V249H163V247H162L163 250L160 251ZM214 249H216V247H214ZM223 249H224V247H223ZM262 249L264 250V248H262ZM142 250L143 249H141V251ZM211 250L208 249L207 251L210 252ZM259 250H260V253L258 252V250H256V252H257L256 255L259 256V254H260L261 256H263L264 255V251H261V249H259ZM146 252L147 251H145V253ZM164 252H162V253H164ZM212 252H210V253H212ZM129 253L130 252L128 251L127 254H129ZM157 253L156 254H153V255L156 257V255H158ZM169 253L167 254L166 257H168ZM197 253L199 254V252H197ZM129 255H131V254H129ZM173 255L170 253V256H173ZM261 256H260V259L259 260H262L261 259ZM145 257L147 258V256H145ZM145 257H143V259ZM158 257H161V256H158ZM162 257L164 259L163 258H160L161 262H163V263L165 262L166 264L167 263L168 264H171L170 262H168V260L167 261L165 260V257H164L163 254H162ZM208 258H210V260L212 259L209 256H208ZM136 259L137 258L135 257V259L133 261H136ZM148 259L150 260V257ZM148 259H147V261H148ZM167 259H169V258H167ZM170 259L172 260V258H170ZM263 259H264V257H263ZM129 260H131V259H129ZM129 260H128V262H129ZM176 260H178V259H176ZM176 260L173 261V262H177ZM248 260H249V258H248ZM156 261H158V259ZM256 261H258V260H256ZM124 262H122L120 264H123ZM136 263L138 264V260L136 261ZM144 263H147V262L144 261ZM144 263L142 262V263H139V264H144ZM209 263H211V262H209ZM257 263L259 264V262H257ZM159 264H161V263H159ZM216 264H217V262H216ZM218 264H220V263H218ZM250 264H251V261H250ZM252 264H255V263H252ZM262 264H264V263H262Z\"/></svg>",
  "mask_w": 264,
  "mask_h": 264
},
{
  "label": "clouds",
  "instance_id": "clouds-1",
  "mask_svg": "<svg viewBox=\"0 0 264 264\" xmlns=\"http://www.w3.org/2000/svg\"><path fill=\"white\" fill-rule=\"evenodd\" d=\"M98 119L101 124L105 126H111L112 124L119 125V118L116 116L101 115ZM129 135V133L124 132L118 137L121 141L127 142L129 139ZM113 147V143L105 144L103 141H99L94 145L93 150L90 151L88 159L93 163L107 160L109 152L113 150Z\"/></svg>",
  "mask_w": 264,
  "mask_h": 264
}]
</instances>
